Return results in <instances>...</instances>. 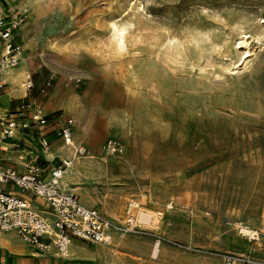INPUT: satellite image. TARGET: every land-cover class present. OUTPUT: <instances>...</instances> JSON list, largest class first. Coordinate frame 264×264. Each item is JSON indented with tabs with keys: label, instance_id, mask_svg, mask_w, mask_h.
I'll return each instance as SVG.
<instances>
[{
	"label": "rangeland",
	"instance_id": "obj_1",
	"mask_svg": "<svg viewBox=\"0 0 264 264\" xmlns=\"http://www.w3.org/2000/svg\"><path fill=\"white\" fill-rule=\"evenodd\" d=\"M8 1L0 16L19 22L30 108L49 114L68 90L90 104V137L114 127L94 146L77 140L81 174L66 181L125 243L79 242L101 252L86 262L264 264V0H43L35 13ZM112 23L127 27L123 48Z\"/></svg>",
	"mask_w": 264,
	"mask_h": 264
},
{
	"label": "built area",
	"instance_id": "obj_2",
	"mask_svg": "<svg viewBox=\"0 0 264 264\" xmlns=\"http://www.w3.org/2000/svg\"><path fill=\"white\" fill-rule=\"evenodd\" d=\"M18 27L19 22H8L0 16V74L4 68H15L20 63L19 54L22 52V47L16 42L13 34ZM25 83L27 90L33 89L31 74L25 76ZM3 88L4 85L0 84V94ZM47 91L45 87L41 92L46 96ZM28 107V103L20 101L0 121L1 134L4 137H11L18 128L15 113L22 115ZM58 117H61V114ZM47 120L41 109L36 108L22 128L44 125ZM58 135L66 146L77 145L72 119H61ZM39 144L43 150H48L50 147L45 137L39 139ZM104 150L114 157L123 152L121 143L114 138L106 141ZM86 151L83 145H78L76 148V153L81 156L85 155ZM68 167L69 162L66 159L49 172L36 163H29L24 173L0 165V231L16 232L30 247L44 254L54 252L60 257H65L73 240L103 247L111 246L112 222L98 207L85 206L77 195L62 187ZM9 189H18L20 194ZM32 199L42 200L46 204V209L36 207ZM253 239H259V234L255 233ZM239 264L244 262L240 261Z\"/></svg>",
	"mask_w": 264,
	"mask_h": 264
},
{
	"label": "crops",
	"instance_id": "obj_3",
	"mask_svg": "<svg viewBox=\"0 0 264 264\" xmlns=\"http://www.w3.org/2000/svg\"><path fill=\"white\" fill-rule=\"evenodd\" d=\"M16 33L17 31L14 33V36L16 42L19 44L18 35H16ZM21 53L19 55L21 64L19 63V65L15 68L4 69L0 74V84L4 85V88L0 94V121L4 119L3 117L8 114L9 110L14 108L20 101H25L26 103H28L30 108L29 100L25 99L27 97V88L25 83V77L23 75L26 66L24 64L26 60V55L24 56L23 60L21 57ZM8 69L14 71L12 73H5V71H7ZM18 73L20 75L17 77L16 75ZM27 74L31 73H26L25 76ZM76 95L78 94L70 93L67 90L65 91V97L63 99L54 100V102L50 101V103L45 104L47 112L49 113L50 111V113L44 114L48 118L46 124L44 125L22 128L24 123L26 121L28 122V117L34 110L31 109L32 106L29 110L27 118L21 117H26L24 116V113L22 115L19 114L16 116V124L18 128H16L13 137H4L1 134L0 125V165L12 168L19 173H24L26 172L29 163H36L37 165L46 168V171L49 172L52 168L58 166L62 160H69L73 158L72 166L66 172L62 181L64 189L67 190V173L72 170V168L76 165V162L80 158L74 156V152L77 148V145H75V147L66 146L63 140L58 138L59 135L57 132L60 131L62 118H73L72 115L65 113L63 107L69 101H74L76 103ZM56 97L57 95L55 94L54 98ZM15 102L18 103L13 106ZM77 104L78 105L75 108V115L76 117H78V119H80V123L77 125L74 119H72L74 121L76 143L77 140L82 139L84 141L86 140L88 143L94 146V144H98L104 138L105 134H102L100 138L90 137V135H92V131L88 134L87 131L84 129V124H81V121L82 123L83 121L84 123L87 121V124L90 126L91 129L93 126L96 127L95 124L92 123V120H89L88 118L87 112L90 109V104L86 102L85 96L81 95H79V100ZM59 110H63V112L60 113L61 117H58L59 114L51 116V113ZM68 115H70L72 118H70ZM42 137H45L50 143V147L48 148V150H43L39 144V139ZM44 175L46 177L48 176L47 174ZM9 190L13 191L16 194H20V191L18 189ZM80 201L87 207H98L90 206L91 203H88L85 200H83L82 202V200L80 199ZM32 202L39 209H46V204L42 200L32 199ZM73 241L74 242L69 249L68 255H66L65 257H60L54 252L50 254H44L36 248L30 247L21 240V238L16 232L0 231V264H88L86 261H89V259L93 260L95 258H98V255H95L96 251L89 252L91 250L79 243L82 241Z\"/></svg>",
	"mask_w": 264,
	"mask_h": 264
},
{
	"label": "bare ground",
	"instance_id": "obj_4",
	"mask_svg": "<svg viewBox=\"0 0 264 264\" xmlns=\"http://www.w3.org/2000/svg\"><path fill=\"white\" fill-rule=\"evenodd\" d=\"M27 1V4H26V6H25V8L24 9H26V10H32V12L33 13H35L36 12V9H37V7L40 5V4H42L43 3V0H26ZM7 2H9L8 0H7ZM141 6V5H140ZM2 8V7H1ZM263 22H264V20H263ZM113 25H115V27H113ZM19 28V27H18ZM18 28H16L14 31H13V34L18 30ZM118 29H120V30H123V36H121L120 37V39L119 40H117L116 39V37H117V34H118ZM111 31H112V36H113V38L116 40V42H117V44L119 45V47H121V48H123L124 47V44H125V37H126V32H127V27L125 26V25H122V24H119V23H112V26H111ZM170 41V40H169ZM171 41H174V40H172L171 39ZM166 44V43H165ZM174 42H168V44H167V46H165L166 48L165 49H167L168 51L170 50V49H172L173 47H174ZM239 47H241V48H243L244 50H245V52H247V49H246V47H247V43H246V41L244 40V41H242V42H239ZM179 46V45H178ZM176 48V47H175ZM177 48H180V46L179 47H177ZM48 51L49 52H51L52 54L54 53V49L52 48V47H49L48 48ZM167 51V52H168ZM179 53V52H178ZM50 54V53H49ZM20 55V54H19ZM7 68H11V67H6V68H4V69H7ZM3 69V70H4ZM7 70V71H5V73H12L14 70ZM25 72L23 73V75H24V77H25ZM20 74L18 73L16 76L18 77ZM23 90H24V87H23ZM77 102L75 103L74 101H69L66 105H64V109H65V111L66 112H71L72 114H74V118H75V120H76V123H77V125L80 123V119H78V117H76V115H75V108L77 107ZM81 124L83 125L84 124V129L87 131V133H88V131H89V128H88V126H87V123L85 122L84 123V121H83V123H82V121H81ZM116 126V125H115ZM108 130V131H112L113 129H114V127L113 126H111L110 124L108 125V127L107 128H103V129H101V130H97V132H94L95 134V136H97V137H100L102 134H106V132L107 131H105V130ZM113 132V131H112ZM14 136V132H13V135H11V137H13ZM74 156L75 157H80L81 155H78L77 153H76V149H75V152H74ZM83 156H85V155H83ZM68 162H69V167H68V169L66 170V172L71 168V166H72V161H73V158L72 159H69V160H67ZM77 161V160H76ZM80 163V162H79ZM66 172H65V174H66ZM68 174V176H67V178H66V181L68 180V182H71V183H76L77 181H78V177H79V175L81 174V169L79 168V164H76V166H74L73 168H72V170L69 172V173H67ZM62 187H63V183H62ZM64 188V187H63ZM81 191V190H80ZM131 206H132V204H131ZM135 206H136V204H135ZM109 211H112V213H114V211H113V209H110V207H109V209H108ZM128 210H129V208H128ZM128 210H127V212H128ZM140 216V215H139ZM138 216V217H139ZM140 218H141V221H144V222H146V223H150V215H149V213H142L141 214V216H140ZM158 218V217H157ZM139 220V219H138ZM152 221V220H151ZM158 221V220H157ZM156 225L158 226L159 224H158V222H156ZM248 227H245V226H240V230H241V232H243L244 234H249V235H251L252 234V231H250L249 230V228L247 229ZM128 230V229H127ZM110 231H111V228H110ZM112 235V234H111ZM254 235H255V232L251 235V237L250 238H253L254 237ZM113 236H115V235H112V238L113 239H117L118 241H119V246L120 247H123V246H125V243H124V239L122 238V237H120V238H118V236H116V237H113ZM116 241V240H115ZM73 242L74 241H71V245L73 244ZM71 245H70V247H71ZM117 247V246H116ZM70 249V248H69ZM158 250H156V252H157ZM68 252H69V250H68ZM111 252V251H110ZM101 252H99V254H100ZM158 253H159V251H158ZM68 254V253H67ZM66 254V255H67ZM98 254V255H99ZM109 254H111V257H113L114 255H113V253H109ZM65 255V256H66ZM117 255V254H116ZM97 256V255H96ZM98 257V256H97ZM100 259H101V257H100Z\"/></svg>",
	"mask_w": 264,
	"mask_h": 264
},
{
	"label": "snow or ice",
	"instance_id": "obj_5",
	"mask_svg": "<svg viewBox=\"0 0 264 264\" xmlns=\"http://www.w3.org/2000/svg\"><path fill=\"white\" fill-rule=\"evenodd\" d=\"M113 27H115V25H113ZM123 34H124V33H123V30L118 29V34H117L116 39L119 40L120 37L123 36ZM246 55H247V53H246Z\"/></svg>",
	"mask_w": 264,
	"mask_h": 264
}]
</instances>
